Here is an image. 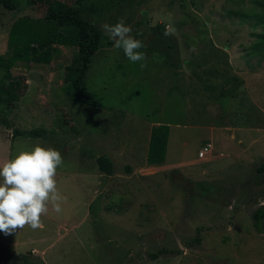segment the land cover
Returning <instances> with one entry per match:
<instances>
[{
  "label": "rangeland",
  "instance_id": "1",
  "mask_svg": "<svg viewBox=\"0 0 264 264\" xmlns=\"http://www.w3.org/2000/svg\"><path fill=\"white\" fill-rule=\"evenodd\" d=\"M18 1L15 11L0 6V59L12 55L14 22L44 18L55 0ZM82 5L102 32L85 79L100 107L74 104L65 82L74 48L54 46L50 64L0 65V88L18 96L0 103V165L37 143L52 146L63 157L56 180L65 197L61 213L49 206L43 227L0 232V264H264V220L254 219L264 207V0ZM121 18L143 43V70L101 28ZM158 124L173 131L168 166L150 169ZM212 125L239 133L233 150L206 163L198 152ZM15 129L50 136L12 139ZM100 157L113 175L100 171ZM198 236L201 244L187 247Z\"/></svg>",
  "mask_w": 264,
  "mask_h": 264
},
{
  "label": "trees",
  "instance_id": "2",
  "mask_svg": "<svg viewBox=\"0 0 264 264\" xmlns=\"http://www.w3.org/2000/svg\"><path fill=\"white\" fill-rule=\"evenodd\" d=\"M82 1L78 0L80 6L77 7L68 6L61 1L55 0L48 5L44 18L22 17L17 19L12 25L10 32L9 46L12 50V55L8 59H0V65L11 69L17 62H28L31 60L38 64H50L54 61V56L58 52V49L54 46L74 48L76 49L75 57L65 67V82L73 92L74 104L100 107L97 98L86 87L85 79L94 55L102 48V32L96 22L83 18L84 11L87 14H93L94 11L91 8H84ZM0 6L5 10L15 11L20 6V2L18 0H0ZM15 91L16 89L12 86L8 89L0 88V103L3 105L6 103L3 96L17 99L18 96L13 94ZM10 134L12 139L16 137L47 139L50 136L49 131L46 129L29 131L15 129ZM167 143L168 127L159 125V127L154 129L151 136L147 156L149 165L158 166L165 163ZM98 164L103 174L111 176L115 173L114 164L109 159L100 157ZM258 172L264 173V164L258 168ZM254 219L256 226H259L264 220V207L254 214ZM196 243L198 245L201 244L199 236L188 243L187 247H193ZM159 252L167 253L166 250H160ZM152 257L156 259L158 255H153Z\"/></svg>",
  "mask_w": 264,
  "mask_h": 264
},
{
  "label": "clouds",
  "instance_id": "3",
  "mask_svg": "<svg viewBox=\"0 0 264 264\" xmlns=\"http://www.w3.org/2000/svg\"><path fill=\"white\" fill-rule=\"evenodd\" d=\"M101 28L130 62H140L141 70L147 67L146 53L140 51L143 43L131 35L132 28L123 18ZM164 34L171 35L173 30L166 29ZM62 164L60 151L37 143L0 165V232L11 234L25 226L36 230L43 227L42 217L48 214L49 206L57 214L63 211L65 197L56 180Z\"/></svg>",
  "mask_w": 264,
  "mask_h": 264
},
{
  "label": "crops",
  "instance_id": "4",
  "mask_svg": "<svg viewBox=\"0 0 264 264\" xmlns=\"http://www.w3.org/2000/svg\"><path fill=\"white\" fill-rule=\"evenodd\" d=\"M229 58H231V54L229 53ZM184 91V90H183ZM219 106L217 105V109L219 111ZM218 116V115H217ZM159 125V124H158ZM178 127V126H177ZM169 129V135H168V146H167V156L169 154V146L172 141V136H173V131L171 130V127ZM202 131L206 133V137H208L207 141L202 143L201 148L206 144V143H212L214 145V152L212 157L208 160L206 163H211L213 162L216 157L218 158V153H220L221 157H223V152H229L233 150L235 147L234 142L237 140L238 137V128L230 127L228 125H223V126H218V125H212L208 127H203ZM241 142V140H240ZM200 148V149H201ZM216 155V156H215ZM201 161V160H200ZM168 158L166 159L165 163L162 165H154L151 166L148 164L147 160L146 163L150 166L148 168L153 169V168H158L159 166L167 165ZM205 162V161H202ZM131 170V169H130Z\"/></svg>",
  "mask_w": 264,
  "mask_h": 264
},
{
  "label": "built area",
  "instance_id": "5",
  "mask_svg": "<svg viewBox=\"0 0 264 264\" xmlns=\"http://www.w3.org/2000/svg\"><path fill=\"white\" fill-rule=\"evenodd\" d=\"M214 152V145L212 143H206L198 152V158L201 161H208Z\"/></svg>",
  "mask_w": 264,
  "mask_h": 264
}]
</instances>
